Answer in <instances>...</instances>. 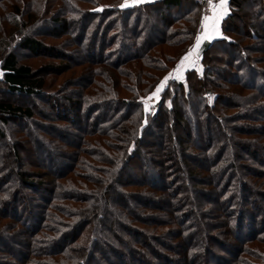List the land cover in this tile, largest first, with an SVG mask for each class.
Masks as SVG:
<instances>
[{
	"label": "trees",
	"instance_id": "trees-1",
	"mask_svg": "<svg viewBox=\"0 0 264 264\" xmlns=\"http://www.w3.org/2000/svg\"><path fill=\"white\" fill-rule=\"evenodd\" d=\"M226 8L145 112L201 2L0 0V264H264V0Z\"/></svg>",
	"mask_w": 264,
	"mask_h": 264
},
{
	"label": "snow or ice",
	"instance_id": "snow-or-ice-1",
	"mask_svg": "<svg viewBox=\"0 0 264 264\" xmlns=\"http://www.w3.org/2000/svg\"><path fill=\"white\" fill-rule=\"evenodd\" d=\"M206 3L209 5V10L211 11L212 15L208 16L205 15L201 21V29L202 34L196 36L195 38V45L193 48L189 49L187 54L183 56L177 65V68L174 70L175 74H169V76L165 77L163 81L156 87L155 92L152 93L151 96L148 97L147 100L143 101L146 107H148V101L154 98H158L159 93L163 91V89L168 85V81L175 79L180 80L183 77V72L185 71L186 67H196V62L199 59V50L200 46L203 41H210L215 37V34L218 33V25L219 21L222 17V9L226 0H220V2L213 3V0H206ZM127 6V5H122ZM195 57V59H193ZM2 75V73H0Z\"/></svg>",
	"mask_w": 264,
	"mask_h": 264
},
{
	"label": "rangeland",
	"instance_id": "rangeland-1",
	"mask_svg": "<svg viewBox=\"0 0 264 264\" xmlns=\"http://www.w3.org/2000/svg\"><path fill=\"white\" fill-rule=\"evenodd\" d=\"M143 1H147V0H129V2L130 3H136V2H143ZM220 2V1H219ZM218 2V3H219ZM217 3V4H218ZM210 12V11H209ZM206 14H204L203 13V11H202V19H203V17L205 16ZM207 15H209V13L207 14ZM202 19H201V21H202ZM201 25V24H200ZM48 27H55V26H51V25H48ZM201 27L199 26V29H198V32H197V34L195 35V38H196V36H198V35H200L201 34ZM46 42H48V40H46ZM51 42V41H50ZM18 52H20V51H18ZM84 54V50L81 48L80 50H79V52L77 53V55H83ZM186 55V54H185ZM38 61H42V62H40V64H43V62H45L46 60L45 59H43V58H41V59H33L32 60V58L31 59H27V63H30L32 66L33 65H36L37 64V62ZM39 63V62H38ZM177 68V66L176 67H174L173 68V70L172 71H170V73L171 74H175V72H174V70ZM186 68H190V67H186ZM186 70V69H185ZM185 72V71H184ZM183 72V73H184ZM0 73H2V71L0 70ZM1 76L2 75H0V78H1ZM47 76H49L48 77V79H51V78H53L54 77V74H52V73H50V75L48 74ZM168 76H169V74H168ZM58 77H60L59 78V80H58V83H60L61 81L60 80H63L64 78H66L67 77V74L66 73H64V74H62V75H60V76H58ZM53 79H55V78H53ZM52 82H53V80H52ZM156 90V89H155ZM155 92V91H154ZM156 99L157 98H154V99H152V100H149L148 101V107H146L145 106V104H144V107H143V109H144V111L146 112V111H148L149 110V108H150V104H152V103H154L155 101H156ZM15 101V102H19V103H21L22 105H25V106H29L30 104H31V102H32V100L29 98V97H21V96H19V95H16V94H9V93H7V92H5V91H1V89H0V101ZM147 100V99H146ZM39 108V110L40 111H45L46 109L44 108V107H42V106H39L38 107ZM204 138H205V134L203 133L202 135H201V139H200V142L201 143H203L204 142ZM193 143H194V141H195V139L194 138H192V140H191ZM193 195H194V198H193V201L195 202V204L197 205L199 202H200V200L202 199L200 196H199V194H196V193H193ZM197 238H198V236L197 237H194L193 238V242L194 241H196L197 242ZM165 243H169V241H170V239L168 240V239H166V240H163ZM98 249L99 248H101V244L100 243H98V247H97ZM178 249H180V248H178ZM163 253H167L168 254V252H163Z\"/></svg>",
	"mask_w": 264,
	"mask_h": 264
},
{
	"label": "built area",
	"instance_id": "built-area-1",
	"mask_svg": "<svg viewBox=\"0 0 264 264\" xmlns=\"http://www.w3.org/2000/svg\"><path fill=\"white\" fill-rule=\"evenodd\" d=\"M198 2L202 3V11L204 14H208L209 13V5L206 3V0H196ZM220 0H213V3H218Z\"/></svg>",
	"mask_w": 264,
	"mask_h": 264
},
{
	"label": "crops",
	"instance_id": "crops-1",
	"mask_svg": "<svg viewBox=\"0 0 264 264\" xmlns=\"http://www.w3.org/2000/svg\"><path fill=\"white\" fill-rule=\"evenodd\" d=\"M226 1H227V0H226ZM226 11H227V8H226V3H225V4H224V7H223V9H222V13H223V12H226ZM211 15H212V13L210 12L208 16H211ZM218 29H219V27H218ZM201 31H203V30L201 29ZM201 34H202V32H201ZM201 34H200V35H201ZM219 34H220V32L218 31V33L215 34V37H218ZM203 42H205V41H203ZM203 42H202V43H203ZM194 45H195V42H194ZM194 45H193V47H194ZM193 59H195V57H193Z\"/></svg>",
	"mask_w": 264,
	"mask_h": 264
},
{
	"label": "water",
	"instance_id": "water-1",
	"mask_svg": "<svg viewBox=\"0 0 264 264\" xmlns=\"http://www.w3.org/2000/svg\"><path fill=\"white\" fill-rule=\"evenodd\" d=\"M183 56H185V55H183ZM183 56H182V57H183Z\"/></svg>",
	"mask_w": 264,
	"mask_h": 264
}]
</instances>
